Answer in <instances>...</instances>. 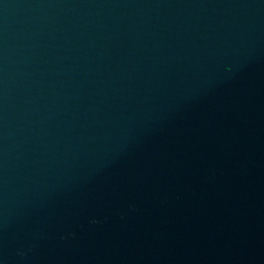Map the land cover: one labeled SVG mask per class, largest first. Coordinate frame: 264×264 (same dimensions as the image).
<instances>
[{
	"label": "water",
	"instance_id": "water-1",
	"mask_svg": "<svg viewBox=\"0 0 264 264\" xmlns=\"http://www.w3.org/2000/svg\"><path fill=\"white\" fill-rule=\"evenodd\" d=\"M0 264H264V0H0Z\"/></svg>",
	"mask_w": 264,
	"mask_h": 264
}]
</instances>
